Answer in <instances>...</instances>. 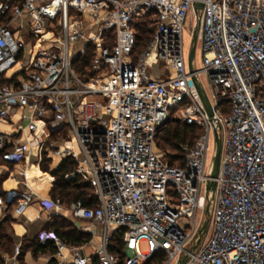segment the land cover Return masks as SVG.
<instances>
[{
    "label": "built area",
    "instance_id": "1",
    "mask_svg": "<svg viewBox=\"0 0 264 264\" xmlns=\"http://www.w3.org/2000/svg\"><path fill=\"white\" fill-rule=\"evenodd\" d=\"M198 1L0 0V123L11 129L0 131V152L13 165L33 152L72 159L94 192L95 206L44 202L99 238L86 252L90 241L42 231L52 264H264V0H202L196 14ZM191 14L201 69L185 59ZM148 16L153 39L135 56ZM15 24L36 39L27 50ZM171 118L203 131L181 147L184 167L156 147ZM216 135L221 161L208 192ZM20 177L26 188L0 195V222L35 203L27 171ZM209 203L212 232L197 243ZM21 247L3 254L5 264H21Z\"/></svg>",
    "mask_w": 264,
    "mask_h": 264
},
{
    "label": "trees",
    "instance_id": "2",
    "mask_svg": "<svg viewBox=\"0 0 264 264\" xmlns=\"http://www.w3.org/2000/svg\"><path fill=\"white\" fill-rule=\"evenodd\" d=\"M154 30L152 27V17L148 16L142 19L137 27V44L135 49V56L140 55L149 46L153 39ZM91 57L87 59V64L90 62ZM203 131L194 126H188L184 123L171 118L163 128L159 131L156 137V147L158 150L170 148L177 154L168 157V163L172 167H184L185 156L182 151L183 145L193 146L198 138L202 135ZM4 154L0 152V158L4 161ZM46 166L42 171L49 180L53 179V189L51 197L53 200H60L65 206L70 207L77 201L84 202L87 206H95L94 192L89 182L80 174L76 172V162L72 159H67L61 162L57 168L50 170L53 166L52 159L44 153ZM0 195L5 196L0 189ZM64 218L47 226L45 231L54 232L62 240L68 244L75 246H83L91 240L90 235L78 232L72 228V223L68 228L62 226V222H66ZM14 223L13 217L9 214L5 219L0 222V264H5L3 254H12L15 244L17 242L14 236L12 224ZM22 257L29 251L32 252L35 258L41 255L54 254L56 249L52 243L42 245L38 237L33 241H26L22 243ZM113 250L123 254V244L121 238L118 236L114 241ZM23 264V263H22Z\"/></svg>",
    "mask_w": 264,
    "mask_h": 264
},
{
    "label": "crops",
    "instance_id": "3",
    "mask_svg": "<svg viewBox=\"0 0 264 264\" xmlns=\"http://www.w3.org/2000/svg\"><path fill=\"white\" fill-rule=\"evenodd\" d=\"M18 24V23H17ZM17 24L14 26L16 27ZM29 161H24L22 163L13 165L10 164L14 168L12 172L9 173V176L6 179L1 180L0 182V189L4 192L7 193L12 190H22L26 188L24 184V180L22 177H20V172L21 171H28V169L32 166L36 167L35 164H37L40 160V155L38 152H33L30 156ZM60 162L54 165L53 162V169L57 168ZM22 166V169L19 171V173L16 172L17 167ZM46 174V173H44ZM48 175V174H46ZM30 178H35V177H29L27 185L29 188L34 192L35 196V203L25 212L20 217H13L14 223L12 224L13 231H14V236L17 239V244H21L26 241H33L35 240L38 235L42 232L45 231L47 226L50 224L59 221V219L63 218L61 216H57L53 213V210H49L47 207H45L44 202L47 200H53L50 198L48 192H49V181H53V179L48 180L44 186H48L47 189L40 191L36 190L35 182L33 180H30ZM33 184L34 186H32ZM65 219V218H64ZM72 224H81L82 229L80 231L84 234H88V231H85L84 229L88 225L87 223L84 222H72ZM91 237V246L86 249V252H91L99 243V238L98 236ZM21 261V259H20ZM22 263L23 264H52L51 262V254L47 255H41L38 258H35L32 254L31 251L27 252L23 257H22ZM21 263V264H22Z\"/></svg>",
    "mask_w": 264,
    "mask_h": 264
},
{
    "label": "rangeland",
    "instance_id": "4",
    "mask_svg": "<svg viewBox=\"0 0 264 264\" xmlns=\"http://www.w3.org/2000/svg\"><path fill=\"white\" fill-rule=\"evenodd\" d=\"M194 23H195L194 16H193V14H191V15H189V18L187 21V26H186V29L184 30V35H183L184 53H185L186 61L188 59V56L190 55L191 48H192L191 30H193ZM13 29L14 30H12V31L14 33L15 38L16 39L21 38L22 34L20 33V30L18 28L15 29V26H13ZM22 38H23L24 42L26 43V50H27V47L30 43H34L36 41V39L32 38L30 35L29 36H23ZM36 48L37 47H35V49ZM202 60H203L202 52L200 50V46L198 45V47L196 49V53H195V58H194V64H195L196 69H201ZM158 69L159 68H156V70H158ZM201 82H202V84L206 90L207 95L211 98V91H210V88L208 87V81H207L205 76H201ZM15 123L17 125L19 123V121L16 120ZM0 131L3 133L11 134V129L8 126V124L0 123ZM77 150H78V148H77ZM158 151L164 155L165 161L169 160L168 159L169 155L173 156V155L177 154L175 151H173L172 149H170L168 147L165 148L164 150H158ZM212 155H213V149H211V152L209 154V161H211ZM45 157L46 156H44V152H43L40 155L39 162L37 164H35L36 167L32 166L28 169L27 178L29 179V177H35V178H30V180H33V182L37 183V184H35V186H37L36 190L43 191V190L47 189V187L49 186L50 189H49L48 194H49L50 198H52L51 197V191L53 189V181L50 180L48 186L47 185L44 186L45 183L49 180V178L46 176V174H44V172H40L46 166V162L44 161ZM58 162H59V160L55 161L54 165L57 164ZM21 169H22V166L17 167L16 172L19 173V171ZM52 169H53V167H50V170H52ZM13 170H14V168L12 166H10L9 163H7L5 160L3 161L0 158V182H1V180L6 179L9 176V173L12 172ZM31 185L34 186L33 184H31ZM65 220H67V221L62 222V226L64 228H68V225L71 223V221L68 219H65ZM206 220H207V217L205 215V221ZM71 226H72V228H75L78 232H81L80 231V229H82L81 224L80 225L79 224H72ZM212 228H213V224H212V222H210L206 239H208V237L210 236V234L212 232Z\"/></svg>",
    "mask_w": 264,
    "mask_h": 264
},
{
    "label": "water",
    "instance_id": "5",
    "mask_svg": "<svg viewBox=\"0 0 264 264\" xmlns=\"http://www.w3.org/2000/svg\"><path fill=\"white\" fill-rule=\"evenodd\" d=\"M201 1L202 0L196 2L194 5L196 14H198L199 11L203 8V3ZM197 35H198V32L196 30L194 37H193V40H192V48H191V52L189 55L190 69H192L193 61H194L195 53H196V49H197ZM200 93H201L203 103H204L208 113L210 115H212L213 113H212V109H211V105L209 103V100L207 99V97L205 96L203 91L200 90ZM221 153H222L221 140L216 135V152H215L214 157H213L212 167H211V171H210V176H211L212 180L210 182H208V184H207L208 192H214L216 189V183L214 182V179L217 177V175L219 173ZM205 215L207 217V220L203 224V227L200 231V235H199V239H198L197 243H200L201 241L204 240V237H205V235L209 229L210 203L207 206ZM184 263H186V261H184Z\"/></svg>",
    "mask_w": 264,
    "mask_h": 264
},
{
    "label": "bare ground",
    "instance_id": "6",
    "mask_svg": "<svg viewBox=\"0 0 264 264\" xmlns=\"http://www.w3.org/2000/svg\"><path fill=\"white\" fill-rule=\"evenodd\" d=\"M36 47H37V48L35 49L36 51L40 49V45H37Z\"/></svg>",
    "mask_w": 264,
    "mask_h": 264
}]
</instances>
